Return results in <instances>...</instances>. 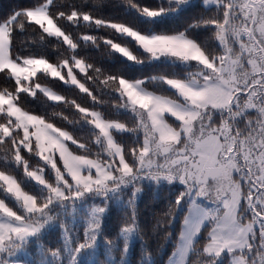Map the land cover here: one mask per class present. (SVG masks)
Here are the masks:
<instances>
[{"label":"snow or ice","instance_id":"obj_1","mask_svg":"<svg viewBox=\"0 0 264 264\" xmlns=\"http://www.w3.org/2000/svg\"><path fill=\"white\" fill-rule=\"evenodd\" d=\"M103 3L93 0L89 9L88 0H36L0 19V264H33L18 255L56 225L61 243L41 246L34 264H80L85 253L86 264H97L101 238L110 250L122 240L126 264L140 235L136 205L145 182L182 186L166 213L171 224L184 209L170 264H192L190 253L199 264L225 258L264 264V0H157L154 6L126 0L150 24L203 6L207 14L183 30H143L96 15ZM81 27L109 36H74ZM28 29L37 34L31 44L46 51L16 50L17 32ZM201 29L212 35L197 39L193 33ZM101 45L132 65L161 71L145 78L109 73L83 54ZM41 99L50 114L25 107ZM56 118L66 123L57 126ZM18 169L26 180L13 174ZM28 182L39 190H26ZM114 203L126 208L127 218L108 239L104 217ZM78 212L82 239L68 224Z\"/></svg>","mask_w":264,"mask_h":264},{"label":"trees","instance_id":"obj_2","mask_svg":"<svg viewBox=\"0 0 264 264\" xmlns=\"http://www.w3.org/2000/svg\"><path fill=\"white\" fill-rule=\"evenodd\" d=\"M36 0H0V19L6 17L11 11L28 5L29 3H35ZM136 3H140L145 6H154L157 3V0H134ZM77 4L80 5L83 3V0H57V4ZM200 4V0L196 3ZM93 0H88V8H93ZM96 15L110 18L120 22H127L143 30H148L154 28L160 30H183V28L193 21V18L199 17L202 14H207V10L203 7L193 8L191 11L185 13L184 15L175 18L165 20L162 24H150L145 21L143 18L139 17L134 10H129L126 0H104V3L99 7L96 12ZM72 31L71 28L68 29ZM83 33H90L97 36H109L108 32L105 31H96L94 28L81 27L80 29L73 32L74 36H79ZM36 33L31 29H28L25 32H17L15 38L16 50L18 52L27 53L46 51V49L41 48L37 45L31 44V41L36 38ZM193 35L200 40L208 39L212 34L207 29H201L194 31ZM210 46H214V40H208ZM48 51H51V46L47 48ZM84 55L90 58V62L95 63L97 66L103 67L109 73L122 72L132 78H145L150 75L158 74L161 71L160 65L153 64H144L142 66L132 65L129 62H126L122 59L117 58L116 56L109 55V51L101 45L100 49H85ZM55 60V56H53ZM168 72L172 71H181L180 68H172L167 66V69H164ZM192 70H195L194 68ZM49 86L53 87L54 90L60 92L61 94L67 95L69 98H77L82 104L87 102L83 100L82 97H76V94L71 91H67L62 88H57L54 84ZM3 85L0 84V90H2ZM31 99V98H29ZM104 99H108L104 97ZM26 108H31L37 111L48 112L49 114L53 111L52 108L47 107L43 99L40 101H33L32 103H27ZM105 113L109 116H113L114 113L111 112L110 108L107 106L103 109ZM55 111H63L65 115L69 116L70 119L73 118V114L70 110L64 108H57ZM123 119V117H121ZM55 122L57 126H63L64 122L60 118H56ZM69 131L73 129L69 126ZM74 134L84 136V133L79 132L78 130L74 131ZM87 137L85 136V139ZM131 136H125L124 142L131 143ZM74 147V146H71ZM30 164L35 168L38 164L35 158L30 160ZM0 170H3V164L0 162ZM18 180H26L23 175L22 169L16 170L14 173ZM26 190H39L38 186L32 185L28 182L22 184ZM182 186L179 184L174 185H162L155 186L151 183L145 182L143 191L139 196L136 205V215L138 226L140 230L139 237L134 239L129 251V256L127 258L126 264H167L170 257L177 249L178 238L181 229V224L183 221V206L180 211L175 215V219L171 224L168 223L169 217L166 215L168 212V202L174 200L175 196L181 190ZM125 199L127 197L125 196ZM83 209H81L82 211ZM126 208L120 204H112L109 207L108 212L104 217L103 224V235L108 239H115L119 233L121 225L126 220ZM75 224L76 230L79 232L81 239L83 237V223H82V213L78 212L74 220L68 222L69 227L72 224ZM206 235V231H203L201 236ZM100 242L103 243V238ZM61 243V232L58 225L50 227L41 237V241H34L29 244L30 250L34 251L35 247L41 248L44 247H56ZM201 243H204L203 238ZM122 240L119 241V244L112 251L117 255H122ZM188 260L192 264H199V258L190 253ZM224 264H230L229 258H225Z\"/></svg>","mask_w":264,"mask_h":264},{"label":"rangeland","instance_id":"obj_3","mask_svg":"<svg viewBox=\"0 0 264 264\" xmlns=\"http://www.w3.org/2000/svg\"><path fill=\"white\" fill-rule=\"evenodd\" d=\"M198 0H193V3H196ZM181 229H182V224H181ZM180 229V232H181ZM203 232V231H202ZM202 234V233H201ZM134 242V240L132 241V243ZM131 243V245H132ZM130 245V247H131ZM31 246H28L27 249L20 253L18 255V259L22 260V261H32L33 264L35 261L39 260V252H40V248L39 247H35L34 251L30 250ZM130 251V248H129ZM177 251V249H176ZM176 251L173 253V255L170 257L169 261L167 262V264H170V260L174 257V254L176 253ZM121 256H117L112 249H108L106 247V245L102 242H98V246L95 250V260L97 262V264H109V262L111 261L112 264H122L121 262ZM129 256V252L127 253V255L124 257L126 262H127V258ZM89 258V254L85 253L82 255L81 260H80V264H86L87 259Z\"/></svg>","mask_w":264,"mask_h":264}]
</instances>
